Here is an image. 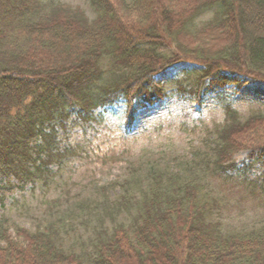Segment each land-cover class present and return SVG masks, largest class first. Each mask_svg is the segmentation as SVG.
<instances>
[{"label":"trees","instance_id":"1","mask_svg":"<svg viewBox=\"0 0 264 264\" xmlns=\"http://www.w3.org/2000/svg\"><path fill=\"white\" fill-rule=\"evenodd\" d=\"M128 1L115 7L110 0H90L96 16L89 20L83 11L59 3L0 0L1 191L13 187V180L22 189L46 178L50 166L63 162L72 148L59 147V132L98 120V111L123 107L133 123L138 109L169 96L156 75L176 61L200 65L199 83L191 87L198 97L218 98L230 85L237 91L244 77L264 82V0ZM215 4L221 10L204 28L194 29L197 13ZM125 9L140 12L142 23L123 20ZM215 29L233 32L220 47L212 44L215 39L207 47L199 43L198 53L163 42L167 33L174 39L187 31L200 41L196 33ZM224 108L214 163L225 161L236 146L248 148V161L261 162L264 183V113L241 120L229 102ZM234 167L228 164L222 172ZM185 174L151 171L143 185L132 178L113 200L103 202L93 229L94 263L264 264V225L223 233L212 219L211 201L195 186L196 177ZM133 188L138 197L130 196ZM122 213L130 214L127 222L119 218ZM103 217L112 227L104 228ZM65 225L61 219L59 229ZM10 227L0 215V264H82L81 254L56 242L57 229L50 224L34 230Z\"/></svg>","mask_w":264,"mask_h":264},{"label":"rangeland","instance_id":"2","mask_svg":"<svg viewBox=\"0 0 264 264\" xmlns=\"http://www.w3.org/2000/svg\"><path fill=\"white\" fill-rule=\"evenodd\" d=\"M40 1L83 11L89 20L96 16L90 0ZM110 1L115 7H123L124 2H129ZM219 9L216 4L203 8L193 18L191 26L203 25L204 28ZM122 14L123 20L136 23L132 21L136 18L138 24L142 23L137 19L138 11L125 9ZM215 30L212 34L204 30L200 35L193 30L198 40L200 38L197 41L188 31L173 39L172 29H169L170 34L163 36V42L168 48L176 49L178 45L179 50L198 53L202 43L215 39L216 43L212 44L220 47L223 39L230 38L233 32V29ZM182 61L159 70L156 81L168 87L169 96L138 109L133 123L126 117L123 107L98 111V120L69 127L66 133L59 132V147L70 145L72 148L63 162L50 166L51 172L46 178L22 189L16 187L13 180V187L0 190V215L7 218L10 231L17 227L34 230L50 224L57 229L56 242H62L65 251L81 254L84 257L82 264H95L92 241L94 226L99 222L96 215L103 214L98 212L99 206L106 200H113L121 192V185L132 178L142 182L145 174L155 170L178 173L183 177L185 173H193L197 179L195 186L211 201L214 207L212 219L223 233L264 225L261 162L248 161L250 149L236 146L225 161L214 163L216 149L222 142L219 132L226 121L225 103L231 104L241 120L254 114L263 115L264 82L244 77L246 81L237 91L230 85L218 98L206 93L198 97L191 87L199 83L196 71L200 65ZM100 64L106 67L104 69L109 66L106 59ZM180 85L186 90H179ZM260 130L264 132V126ZM228 164L232 167L236 164V167L225 174L222 168ZM134 189H130L129 194L135 193L138 197L139 191ZM83 203L85 205L80 207ZM121 217L127 222L130 214L122 213ZM61 219L66 225L59 229ZM102 221L104 228L112 227L109 217H103Z\"/></svg>","mask_w":264,"mask_h":264}]
</instances>
